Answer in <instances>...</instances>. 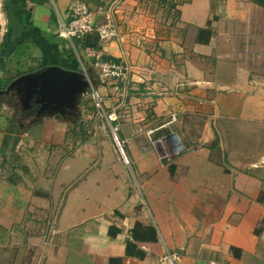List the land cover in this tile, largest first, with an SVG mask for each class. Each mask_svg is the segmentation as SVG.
I'll return each instance as SVG.
<instances>
[{
  "label": "crops",
  "instance_id": "crops-1",
  "mask_svg": "<svg viewBox=\"0 0 264 264\" xmlns=\"http://www.w3.org/2000/svg\"><path fill=\"white\" fill-rule=\"evenodd\" d=\"M73 1L117 2L119 40L60 38ZM85 46L128 68L95 83L112 122L87 96L76 117L37 116L24 84L4 93L81 73ZM148 132L186 151L164 159ZM263 161L264 0H1L0 264H264Z\"/></svg>",
  "mask_w": 264,
  "mask_h": 264
},
{
  "label": "built area",
  "instance_id": "built-area-1",
  "mask_svg": "<svg viewBox=\"0 0 264 264\" xmlns=\"http://www.w3.org/2000/svg\"><path fill=\"white\" fill-rule=\"evenodd\" d=\"M117 2H111L107 8L98 7L96 10H91L84 2L73 1L63 18L60 29L57 35L70 42L71 44L77 40L79 43H84L87 35L95 34L101 43L112 42L119 40L120 30L119 26L113 19V13L117 9ZM83 58L78 57L81 73L89 83V87L85 96H87L95 110L97 116L105 117L112 122L113 115H107L103 109V100L98 89L95 87L96 81L99 83H106L109 80H124L128 73L127 66L122 63H115L111 61H104L101 54L89 46L83 49ZM177 121L175 114L170 115L169 120L164 126L169 127ZM152 132H148V137ZM110 136L112 143L119 154L122 162L129 165V159L125 152V141L118 135V127L110 126ZM150 143L154 147L161 148V157L171 160L172 157L177 156L186 151L185 146L180 141L177 134L170 132L167 136L151 139ZM264 163V161H263ZM170 264H175L177 256L175 254H167L165 257ZM177 263V262H176ZM203 264H226L217 260H208Z\"/></svg>",
  "mask_w": 264,
  "mask_h": 264
},
{
  "label": "water",
  "instance_id": "water-1",
  "mask_svg": "<svg viewBox=\"0 0 264 264\" xmlns=\"http://www.w3.org/2000/svg\"><path fill=\"white\" fill-rule=\"evenodd\" d=\"M24 84L25 106L36 104L37 116L43 112L61 116L76 117L80 114V105L85 97L89 83L85 76L58 66H48L33 74L21 76L5 90L8 93L20 90Z\"/></svg>",
  "mask_w": 264,
  "mask_h": 264
},
{
  "label": "trees",
  "instance_id": "trees-1",
  "mask_svg": "<svg viewBox=\"0 0 264 264\" xmlns=\"http://www.w3.org/2000/svg\"><path fill=\"white\" fill-rule=\"evenodd\" d=\"M35 111H36V106H34L32 109H30L29 113L33 114V113H35ZM83 126H84V129H85V128L89 127L90 124L76 121L74 124L71 125L70 131L72 133H74L76 129H79L78 131L85 132L86 129L84 130Z\"/></svg>",
  "mask_w": 264,
  "mask_h": 264
},
{
  "label": "rangeland",
  "instance_id": "rangeland-1",
  "mask_svg": "<svg viewBox=\"0 0 264 264\" xmlns=\"http://www.w3.org/2000/svg\"><path fill=\"white\" fill-rule=\"evenodd\" d=\"M0 3H1V0H0ZM117 10V9H116ZM72 124H73V122H72Z\"/></svg>",
  "mask_w": 264,
  "mask_h": 264
}]
</instances>
